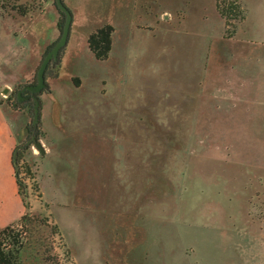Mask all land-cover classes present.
<instances>
[{
    "label": "rangeland",
    "instance_id": "obj_1",
    "mask_svg": "<svg viewBox=\"0 0 264 264\" xmlns=\"http://www.w3.org/2000/svg\"><path fill=\"white\" fill-rule=\"evenodd\" d=\"M64 1L70 39L38 120L17 93L60 11L0 7V101L27 129L25 264H264V0H237L229 25L220 0ZM106 24L98 60L88 39ZM37 129L45 155L25 147Z\"/></svg>",
    "mask_w": 264,
    "mask_h": 264
},
{
    "label": "trees",
    "instance_id": "obj_2",
    "mask_svg": "<svg viewBox=\"0 0 264 264\" xmlns=\"http://www.w3.org/2000/svg\"><path fill=\"white\" fill-rule=\"evenodd\" d=\"M8 1H10L11 3L10 5L11 9L15 10L21 16L28 15L36 8L35 4L20 3V0H8ZM218 6L221 14L227 19L228 25H229V21L232 18V15H235L234 19H237L238 17H240L241 19L244 18L242 6L237 0H220ZM0 7L5 8V5L3 4L2 0H0ZM60 14L61 17L58 26L60 30L63 31L66 21V14L64 12H60ZM114 30L115 29L112 24H106L98 28L95 32H93L89 36L88 39L89 48L98 60L108 59L110 52L112 50ZM55 43L56 41L48 46L45 55H47V53L53 48ZM65 49L66 46H64L61 49L60 53L56 57L55 64L53 59L50 60L45 72L46 85L40 92L33 93L30 90H25L22 91L21 94L17 93V99H19L21 96L27 99L22 106L32 107L30 101V99L32 98L31 100H33L32 102L33 107L35 108L36 105L35 98H36L39 101V108L41 109V95L43 94V92H45L46 89H48L47 79L49 77H53V78L59 77L60 73L58 68L60 67L63 61ZM35 134L37 135L36 138L40 139L37 129V131L36 130L33 131V134L29 140H31ZM30 135H31V130L29 128V137ZM31 144L25 143V147ZM22 147H24V145L17 146L15 150L17 151V156L16 158L13 156V164L15 167L17 182L19 185V193L23 196L22 183L19 180V170L17 169L18 162L22 158V152L20 151ZM26 170L27 173L31 174L30 168L28 166H26ZM23 201L25 207L28 208L29 204L24 196H23ZM29 217H30V213L26 212L17 222H14L3 228H0V264H25V262L22 259L21 253L26 247V244L28 242V231L26 230L27 229L26 221Z\"/></svg>",
    "mask_w": 264,
    "mask_h": 264
},
{
    "label": "crops",
    "instance_id": "obj_3",
    "mask_svg": "<svg viewBox=\"0 0 264 264\" xmlns=\"http://www.w3.org/2000/svg\"><path fill=\"white\" fill-rule=\"evenodd\" d=\"M19 114L0 101V228L17 222L27 212L13 164L15 150L27 134Z\"/></svg>",
    "mask_w": 264,
    "mask_h": 264
},
{
    "label": "water",
    "instance_id": "obj_4",
    "mask_svg": "<svg viewBox=\"0 0 264 264\" xmlns=\"http://www.w3.org/2000/svg\"><path fill=\"white\" fill-rule=\"evenodd\" d=\"M56 6L60 12H64L66 14V21H65L64 29L62 31V35L56 41L53 48L45 56L41 66L38 70L37 83L26 85L24 87L23 91L30 90L33 93H37V92H40L45 87V85H46L45 72H46V69H47V66H48L50 60L54 57H57V55L60 53L61 49L69 43L71 28H72L73 19H74L73 12L66 5L64 0H56ZM5 92L6 93L9 92V88H6ZM21 93H22V91L19 92V94H21ZM35 100H36V115H35V117L38 120L40 118L39 101L36 98H35ZM36 137H37V135L35 134L33 136V138L27 142V144H31V143L34 144L35 147H37V149L39 150V152L42 155H45L46 154V148L43 145V143L41 142V140L37 139ZM16 156H17V151H15V153H14L15 158H16Z\"/></svg>",
    "mask_w": 264,
    "mask_h": 264
},
{
    "label": "built area",
    "instance_id": "obj_5",
    "mask_svg": "<svg viewBox=\"0 0 264 264\" xmlns=\"http://www.w3.org/2000/svg\"><path fill=\"white\" fill-rule=\"evenodd\" d=\"M0 76H1V73H0ZM0 93H1V95L6 96L5 90L1 87V85H0Z\"/></svg>",
    "mask_w": 264,
    "mask_h": 264
}]
</instances>
